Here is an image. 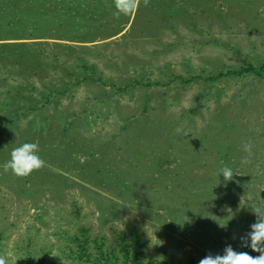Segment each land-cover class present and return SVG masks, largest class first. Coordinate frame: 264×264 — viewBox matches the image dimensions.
<instances>
[{"label":"rangeland","instance_id":"rangeland-1","mask_svg":"<svg viewBox=\"0 0 264 264\" xmlns=\"http://www.w3.org/2000/svg\"><path fill=\"white\" fill-rule=\"evenodd\" d=\"M51 1L0 0V260L123 264L122 235L137 264L259 255L264 0ZM25 142L43 167L5 172Z\"/></svg>","mask_w":264,"mask_h":264},{"label":"clouds","instance_id":"clouds-1","mask_svg":"<svg viewBox=\"0 0 264 264\" xmlns=\"http://www.w3.org/2000/svg\"><path fill=\"white\" fill-rule=\"evenodd\" d=\"M137 7L136 0H115L116 11L113 15L119 17L121 14L128 15ZM86 157L80 162L84 163ZM45 161L39 155V146L36 143L25 142L15 147L10 154V159L5 162V172L11 170L17 176H28L34 170L43 167ZM217 175H222L225 181L233 178V170L228 166L221 167ZM256 219L250 225L246 236L240 237L239 248L250 249L251 252L259 253L252 256L248 251H238L231 244L226 246L222 254L207 255L199 261V264H264V210H253ZM235 239V237H233ZM0 264H4L0 260Z\"/></svg>","mask_w":264,"mask_h":264},{"label":"trees","instance_id":"trees-1","mask_svg":"<svg viewBox=\"0 0 264 264\" xmlns=\"http://www.w3.org/2000/svg\"><path fill=\"white\" fill-rule=\"evenodd\" d=\"M62 1H64V0H62ZM61 3L63 4V2H60V0H52L50 2V6L52 5L54 8V10H53L54 15L56 14V16H60V17L66 15V13L68 12L67 10H65L64 7H63L64 8L63 10L60 9V5H62ZM66 8H67V6H66ZM261 70L262 71L264 70V65L261 67ZM261 70L257 67H254L253 65H250L249 67L242 68L240 71H237V72L239 74H244L247 72H254L258 75H261L262 74ZM120 244L122 245L121 252H122L123 257H124L123 264H137L139 262L138 261L139 260V258H138L139 257V249L142 247V243H141V239H140L139 235H137V240H136L135 246L133 248H131L130 244L127 242L124 235H122L120 237ZM81 246L83 248V252L86 253L84 245L81 244ZM99 249H100L101 256L95 258L94 261L96 262V264H114L113 261L115 259H118L117 252H116L117 249L114 246L109 247L108 251L105 253L102 251V249H103L102 246H100ZM28 264H34V263L29 262Z\"/></svg>","mask_w":264,"mask_h":264}]
</instances>
